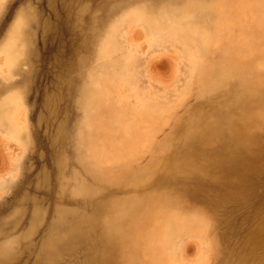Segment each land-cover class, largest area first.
<instances>
[{
	"label": "rangeland",
	"instance_id": "1",
	"mask_svg": "<svg viewBox=\"0 0 264 264\" xmlns=\"http://www.w3.org/2000/svg\"><path fill=\"white\" fill-rule=\"evenodd\" d=\"M0 264H264V0H0Z\"/></svg>",
	"mask_w": 264,
	"mask_h": 264
}]
</instances>
